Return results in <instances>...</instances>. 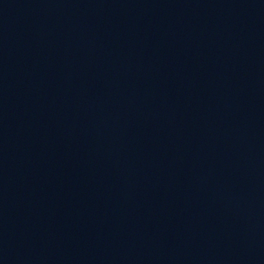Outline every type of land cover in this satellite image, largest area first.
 I'll return each instance as SVG.
<instances>
[{
    "label": "water",
    "instance_id": "1",
    "mask_svg": "<svg viewBox=\"0 0 264 264\" xmlns=\"http://www.w3.org/2000/svg\"><path fill=\"white\" fill-rule=\"evenodd\" d=\"M103 0H0V201L36 142Z\"/></svg>",
    "mask_w": 264,
    "mask_h": 264
}]
</instances>
